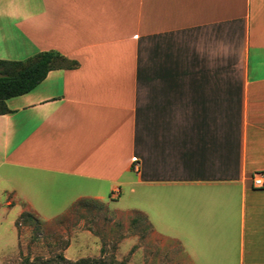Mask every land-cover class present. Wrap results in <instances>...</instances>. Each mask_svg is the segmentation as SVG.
<instances>
[{
    "label": "crops",
    "instance_id": "crops-1",
    "mask_svg": "<svg viewBox=\"0 0 264 264\" xmlns=\"http://www.w3.org/2000/svg\"><path fill=\"white\" fill-rule=\"evenodd\" d=\"M44 51L77 66L6 101L4 178L144 189L187 264H264V0H0V60Z\"/></svg>",
    "mask_w": 264,
    "mask_h": 264
},
{
    "label": "rangeland",
    "instance_id": "rangeland-1",
    "mask_svg": "<svg viewBox=\"0 0 264 264\" xmlns=\"http://www.w3.org/2000/svg\"><path fill=\"white\" fill-rule=\"evenodd\" d=\"M12 174L0 172V264H187L177 243L130 210L150 204L144 189L122 187L119 198L97 201L58 182L35 189L32 179L25 184ZM12 186L21 191L16 197L3 191Z\"/></svg>",
    "mask_w": 264,
    "mask_h": 264
},
{
    "label": "trees",
    "instance_id": "trees-1",
    "mask_svg": "<svg viewBox=\"0 0 264 264\" xmlns=\"http://www.w3.org/2000/svg\"><path fill=\"white\" fill-rule=\"evenodd\" d=\"M75 61L67 60L56 51L38 52L23 61L0 60V115L10 112L6 101L32 91L53 69L74 68ZM29 220L33 218L28 215Z\"/></svg>",
    "mask_w": 264,
    "mask_h": 264
},
{
    "label": "built area",
    "instance_id": "built-area-1",
    "mask_svg": "<svg viewBox=\"0 0 264 264\" xmlns=\"http://www.w3.org/2000/svg\"><path fill=\"white\" fill-rule=\"evenodd\" d=\"M133 168L135 170L138 169V164L136 161L133 162ZM252 185L256 188L264 187V175L263 174H255L252 178ZM117 195V192H116Z\"/></svg>",
    "mask_w": 264,
    "mask_h": 264
}]
</instances>
